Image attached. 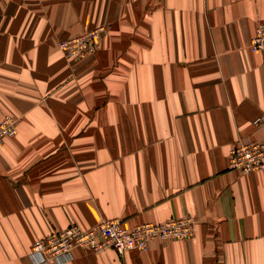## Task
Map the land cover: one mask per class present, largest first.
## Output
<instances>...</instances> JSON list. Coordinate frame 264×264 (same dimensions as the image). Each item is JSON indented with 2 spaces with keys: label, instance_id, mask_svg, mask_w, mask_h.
I'll list each match as a JSON object with an SVG mask.
<instances>
[{
  "label": "crops",
  "instance_id": "0c3cea01",
  "mask_svg": "<svg viewBox=\"0 0 264 264\" xmlns=\"http://www.w3.org/2000/svg\"><path fill=\"white\" fill-rule=\"evenodd\" d=\"M264 0H0V264L102 219L128 228L193 216L188 240L63 264H264V171L229 169L264 140ZM104 27L69 61L56 42Z\"/></svg>",
  "mask_w": 264,
  "mask_h": 264
},
{
  "label": "built area",
  "instance_id": "2783aa9c",
  "mask_svg": "<svg viewBox=\"0 0 264 264\" xmlns=\"http://www.w3.org/2000/svg\"><path fill=\"white\" fill-rule=\"evenodd\" d=\"M104 32L103 27H98L59 41L57 46L69 61L85 59L100 48ZM250 49L252 52H264V21L256 26ZM16 121L9 114L0 120V149L4 140L16 133ZM252 126L264 127V114L254 119ZM229 168L242 174L264 171V140H238L229 153ZM196 224V218L188 215L162 223H140L130 228L118 219H102L87 230L71 225L35 241L30 248L31 264H63L75 249H86L96 254L113 250L119 256L128 252H143L154 240L190 239Z\"/></svg>",
  "mask_w": 264,
  "mask_h": 264
},
{
  "label": "rangeland",
  "instance_id": "374dc122",
  "mask_svg": "<svg viewBox=\"0 0 264 264\" xmlns=\"http://www.w3.org/2000/svg\"><path fill=\"white\" fill-rule=\"evenodd\" d=\"M104 28V27H103ZM256 29V28H255ZM105 33V32H104ZM104 33H103V35H102V37L104 36ZM101 37V39H103ZM68 39V38H67ZM63 40H65V39H63ZM59 41H62V40H58L57 42H56V46H57V43L59 42ZM57 48H58V46H57ZM59 49V48H58ZM62 51V50H61ZM63 52V51H62ZM88 57H90V56H88ZM87 57V58H88ZM86 59V58H85ZM82 60V59H81ZM17 121H16V132H17V123H18V118L17 117H14ZM16 135V133L13 135V136H11V137H8V138H6L5 140H4V142L6 141V140H8V139H10V138H12V137H14ZM4 144V143H3ZM236 144V143H235ZM2 147H3V145H2ZM233 148V147H232ZM2 149V148H1ZM0 149V150H1ZM230 153V152H229ZM230 169V168H229Z\"/></svg>",
  "mask_w": 264,
  "mask_h": 264
}]
</instances>
